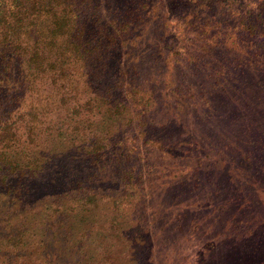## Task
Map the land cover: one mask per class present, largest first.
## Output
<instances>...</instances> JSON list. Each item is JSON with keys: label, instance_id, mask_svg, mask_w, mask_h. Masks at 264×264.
<instances>
[{"label": "trees", "instance_id": "16d2710c", "mask_svg": "<svg viewBox=\"0 0 264 264\" xmlns=\"http://www.w3.org/2000/svg\"><path fill=\"white\" fill-rule=\"evenodd\" d=\"M0 216V254L264 264V0H0Z\"/></svg>", "mask_w": 264, "mask_h": 264}, {"label": "rangeland", "instance_id": "374dc122", "mask_svg": "<svg viewBox=\"0 0 264 264\" xmlns=\"http://www.w3.org/2000/svg\"><path fill=\"white\" fill-rule=\"evenodd\" d=\"M103 182L105 183V180ZM36 200L39 201V197H37ZM49 200H53V199L50 198ZM34 203H37V201ZM3 207H4V214L11 212V210L6 206L5 201H4ZM6 218H8L9 220L8 216ZM20 220H21L20 216H17L16 218H13V219L11 218V224L13 226L9 229V223L5 225L4 227V219L2 218V216H0V236L4 235L5 233L8 234V232L15 233V230H17L15 225L19 223ZM52 221H53L52 224L43 225V227L45 228H50V230L48 231V234L53 233V231H58L59 228H68L69 222L71 220H66L64 216L61 217L59 215H56L52 219ZM84 228L85 226L81 225L80 228L76 229L75 231L76 235L73 238L76 244H78L79 235L81 236V233ZM61 230L63 232H67V230H64V229H61ZM50 240L51 241L48 242V247L43 248L42 251H40L37 247L39 252L34 251L32 256L28 258L26 256H23L24 253L18 250V248H16L15 250L14 248L6 247L7 252L0 254V264H8L9 262H10L9 264H25V263H29V264H35V263L37 264H105V252H103V256L98 262L97 261L90 262V259L88 258L89 249H91L93 245L98 244L102 250L105 249L103 246L105 242H102V239L99 238L98 235H95L96 242H92L91 244L87 242L88 244L86 246L76 245L75 247L72 246L71 248H67L69 247V245H66L65 240H60V241L54 240V239H50ZM17 251L19 252L20 256L16 254ZM14 254H16V256H14Z\"/></svg>", "mask_w": 264, "mask_h": 264}]
</instances>
